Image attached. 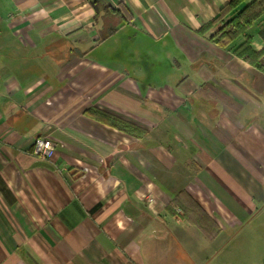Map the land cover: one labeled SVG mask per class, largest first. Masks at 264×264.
<instances>
[{
  "label": "crops",
  "instance_id": "obj_1",
  "mask_svg": "<svg viewBox=\"0 0 264 264\" xmlns=\"http://www.w3.org/2000/svg\"><path fill=\"white\" fill-rule=\"evenodd\" d=\"M230 1L0 0V264H264V67L199 33Z\"/></svg>",
  "mask_w": 264,
  "mask_h": 264
},
{
  "label": "trees",
  "instance_id": "obj_2",
  "mask_svg": "<svg viewBox=\"0 0 264 264\" xmlns=\"http://www.w3.org/2000/svg\"><path fill=\"white\" fill-rule=\"evenodd\" d=\"M247 1L248 0H231L220 10L219 15L215 19L201 27L199 33L204 35L211 28L222 23L218 32L211 37V39L214 40L217 36H219V38L216 39V42L221 46H227L239 36L244 35L246 37V41L241 46L237 47L234 50V53L249 64L258 68H263L264 65L262 64V58L264 57V50L257 53L252 49V40L247 32L252 24L264 15V0H252L250 3L245 4ZM92 5L96 10L99 9L98 2H92ZM240 6L242 7L239 9ZM105 9L110 11L108 7H105ZM112 12H114L117 16L120 14L118 11ZM229 14H234V16L226 22L225 19L229 16ZM116 32L117 28H112L108 31L106 36L103 37V40H106ZM93 114L97 117L102 116L106 120L111 119L113 120L112 123L118 126L123 124L121 120L111 115H107L102 111L93 110Z\"/></svg>",
  "mask_w": 264,
  "mask_h": 264
},
{
  "label": "built area",
  "instance_id": "obj_3",
  "mask_svg": "<svg viewBox=\"0 0 264 264\" xmlns=\"http://www.w3.org/2000/svg\"><path fill=\"white\" fill-rule=\"evenodd\" d=\"M56 143L48 137H37L33 144V154L37 159L48 160L56 151Z\"/></svg>",
  "mask_w": 264,
  "mask_h": 264
}]
</instances>
